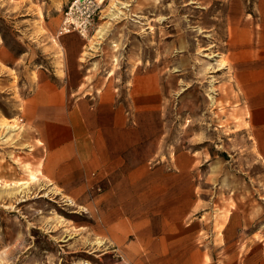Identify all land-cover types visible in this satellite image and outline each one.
Returning <instances> with one entry per match:
<instances>
[{"label": "rangeland", "instance_id": "rangeland-1", "mask_svg": "<svg viewBox=\"0 0 264 264\" xmlns=\"http://www.w3.org/2000/svg\"><path fill=\"white\" fill-rule=\"evenodd\" d=\"M69 1L0 0V264H128L113 252H90L89 212L82 206L88 194L52 184L39 163H31L36 151L19 144L24 98L47 62L55 35L50 31L58 30ZM123 11V18L106 20L120 33L119 68L137 57L159 67L166 91L164 143L200 158L210 232L222 235L241 198L253 203L252 229L263 233L264 161L246 123L233 63L242 46L258 51L264 43V0H116L111 19ZM24 12L30 13L20 16ZM220 244L231 250V242ZM226 253L220 264L231 262Z\"/></svg>", "mask_w": 264, "mask_h": 264}, {"label": "crops", "instance_id": "crops-1", "mask_svg": "<svg viewBox=\"0 0 264 264\" xmlns=\"http://www.w3.org/2000/svg\"><path fill=\"white\" fill-rule=\"evenodd\" d=\"M107 1L90 40L76 33L57 37V27L50 31L55 35L45 50L47 62L22 104L20 146L36 151L32 165L39 163L42 176L59 189L88 194L82 206L89 212L90 252H113L128 264H220L228 252L231 262L223 264H264V232L252 229L250 200L236 201L222 235L210 232L201 160L164 143L166 91L155 62L137 57L119 68L120 33L106 20L121 19L125 11L111 19L116 0L111 6ZM256 47L234 52L242 57L233 66L246 123L264 161V43ZM25 171L38 180L27 165ZM221 241L231 242V250Z\"/></svg>", "mask_w": 264, "mask_h": 264}, {"label": "built area", "instance_id": "built-area-1", "mask_svg": "<svg viewBox=\"0 0 264 264\" xmlns=\"http://www.w3.org/2000/svg\"><path fill=\"white\" fill-rule=\"evenodd\" d=\"M102 1L70 0L65 6L56 36L76 33L85 40H90L96 29V20Z\"/></svg>", "mask_w": 264, "mask_h": 264}, {"label": "bare ground", "instance_id": "bare-ground-1", "mask_svg": "<svg viewBox=\"0 0 264 264\" xmlns=\"http://www.w3.org/2000/svg\"><path fill=\"white\" fill-rule=\"evenodd\" d=\"M24 185H26V184H24Z\"/></svg>", "mask_w": 264, "mask_h": 264}]
</instances>
